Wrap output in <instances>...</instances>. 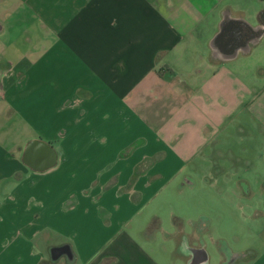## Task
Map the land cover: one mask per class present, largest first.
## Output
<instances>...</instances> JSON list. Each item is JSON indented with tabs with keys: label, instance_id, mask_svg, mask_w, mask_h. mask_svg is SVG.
Here are the masks:
<instances>
[{
	"label": "crops",
	"instance_id": "crops-1",
	"mask_svg": "<svg viewBox=\"0 0 264 264\" xmlns=\"http://www.w3.org/2000/svg\"><path fill=\"white\" fill-rule=\"evenodd\" d=\"M2 1L0 264H44L52 248L66 264H189L171 243L183 235L190 264H209L201 218L165 230L139 214L196 177L223 183L225 154L243 165L229 162V189L264 191V81L247 67L264 0ZM256 204L262 229L232 248L224 214L220 264H264Z\"/></svg>",
	"mask_w": 264,
	"mask_h": 264
},
{
	"label": "rangeland",
	"instance_id": "rangeland-1",
	"mask_svg": "<svg viewBox=\"0 0 264 264\" xmlns=\"http://www.w3.org/2000/svg\"><path fill=\"white\" fill-rule=\"evenodd\" d=\"M10 2L12 5L15 4L13 0ZM3 5L4 2L0 0V9ZM2 14L3 13L0 12V15ZM11 14L14 15V12H11ZM14 17L15 15L12 17V19ZM32 30L33 29L28 28L29 35L31 34ZM247 67L250 69V74L254 81L257 83L264 81V48L260 54L252 56L247 61ZM239 151L237 152L238 154ZM230 159L231 157L227 156L226 154L224 157L214 158L217 163L221 165L225 164L224 168L226 171L229 168V162L233 166L236 165V168H243V165L235 164V162L231 161ZM226 171L224 172L223 179L220 180L223 183L209 187L196 177L194 178V185L192 187L174 188V190H171L166 194V197L162 195L159 199H152L149 204L142 209L139 215H151L152 217L156 216L162 220L161 228H164L165 230H172V227H179V225L182 223L186 229H190L189 222L185 221L184 218H201L198 221V225L200 224V226L202 225V227L208 230V232L205 233L203 239L205 241L207 254L209 255V264H220L218 258V246L216 241H211L216 236L217 229H223L222 220L225 222V225H227V221L225 219L227 215L224 214L228 213V209L230 213H232V215H230V217L233 216L234 219V225L232 229L235 231L237 236L240 237V239L237 238L236 240L233 236H226V239H228V245L232 248L243 238V236H249L250 234L253 235L256 231L258 232L262 229L260 217L255 218L253 206H258L256 202L260 200L264 201L263 190H260V193L259 189H255L253 187V189H255V193L253 197L249 199V197L247 198L243 195V191L240 189L238 184L229 189L227 187V182L229 177L231 178L234 176L235 171H230V174H227ZM244 177L251 178L248 173H246ZM188 201L190 202L189 204H187ZM184 205H194V207L196 206L198 214L200 215L192 216L187 212L188 209L185 208ZM190 212L192 213L193 211L190 210ZM139 222L142 221L139 220ZM157 228L153 231L155 233V237L158 233L162 234L168 243L160 248H157L154 242V248L160 251L170 250L172 247L169 245V237L161 230L158 231ZM51 237L53 239V236ZM52 262H54V264H59V261H53L50 257L49 260L44 261V264H52ZM60 264H66V262L61 260Z\"/></svg>",
	"mask_w": 264,
	"mask_h": 264
},
{
	"label": "clouds",
	"instance_id": "clouds-1",
	"mask_svg": "<svg viewBox=\"0 0 264 264\" xmlns=\"http://www.w3.org/2000/svg\"><path fill=\"white\" fill-rule=\"evenodd\" d=\"M217 59L218 60H223V56H221L220 54H217ZM155 246L157 248L162 247L163 245L167 244L168 241L165 239V237L162 234H157V236L155 237ZM172 247H173V252L177 251L180 257H186L189 258V264H190V258L192 257V245L191 242L189 240V237L187 235H183L180 237L179 240V245L177 247V244L175 243V241H172ZM49 260L48 255H46L45 257V261ZM61 260L66 261V259L62 258ZM61 260L59 261V264L61 262ZM168 264H171V261H168Z\"/></svg>",
	"mask_w": 264,
	"mask_h": 264
},
{
	"label": "water",
	"instance_id": "water-1",
	"mask_svg": "<svg viewBox=\"0 0 264 264\" xmlns=\"http://www.w3.org/2000/svg\"><path fill=\"white\" fill-rule=\"evenodd\" d=\"M262 33H264V28L260 29L259 34L261 35ZM49 254L51 260L56 261L60 257L61 252L59 251V249L52 248L50 249Z\"/></svg>",
	"mask_w": 264,
	"mask_h": 264
},
{
	"label": "trees",
	"instance_id": "trees-1",
	"mask_svg": "<svg viewBox=\"0 0 264 264\" xmlns=\"http://www.w3.org/2000/svg\"><path fill=\"white\" fill-rule=\"evenodd\" d=\"M260 1H263V0H260ZM52 264H54V262H52Z\"/></svg>",
	"mask_w": 264,
	"mask_h": 264
}]
</instances>
